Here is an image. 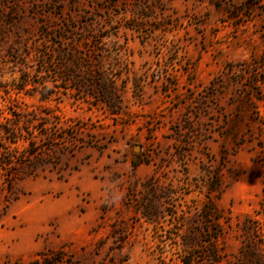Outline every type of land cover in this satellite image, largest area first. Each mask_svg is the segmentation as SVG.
<instances>
[{
  "label": "rangeland",
  "instance_id": "1",
  "mask_svg": "<svg viewBox=\"0 0 264 264\" xmlns=\"http://www.w3.org/2000/svg\"><path fill=\"white\" fill-rule=\"evenodd\" d=\"M0 264H264V0H0Z\"/></svg>",
  "mask_w": 264,
  "mask_h": 264
},
{
  "label": "trees",
  "instance_id": "2",
  "mask_svg": "<svg viewBox=\"0 0 264 264\" xmlns=\"http://www.w3.org/2000/svg\"><path fill=\"white\" fill-rule=\"evenodd\" d=\"M105 84H106V81L100 79V81H99V89H100V90H103L104 87H105ZM3 129H4L5 134H7V135H12V134H13V131H10L9 128H5V127H4ZM136 166H137V165H133V167H136Z\"/></svg>",
  "mask_w": 264,
  "mask_h": 264
}]
</instances>
